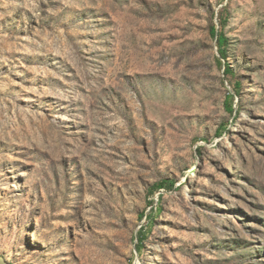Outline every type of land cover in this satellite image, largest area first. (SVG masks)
<instances>
[{"label":"rangeland","instance_id":"374dc122","mask_svg":"<svg viewBox=\"0 0 264 264\" xmlns=\"http://www.w3.org/2000/svg\"><path fill=\"white\" fill-rule=\"evenodd\" d=\"M0 255L264 264V0H0Z\"/></svg>","mask_w":264,"mask_h":264},{"label":"trees","instance_id":"16d2710c","mask_svg":"<svg viewBox=\"0 0 264 264\" xmlns=\"http://www.w3.org/2000/svg\"><path fill=\"white\" fill-rule=\"evenodd\" d=\"M209 33H210L211 37L216 40L217 50H218V53L220 55L219 58L216 59L217 63L224 67L223 73H224L225 76H228V75L233 76V69H232L231 65L228 62H226V60H227V49H226V47L228 45L227 36L223 33L222 30L219 31L214 24H212L210 26ZM222 61H225V63L223 64ZM239 88H240V82L236 81L234 83V85H233L234 94H229L226 97L225 109L230 114H232L234 112V110H235L234 101H235V97H237L239 95V91H238ZM222 130H226L225 125H222L221 127H218L217 134L220 135L222 133ZM173 186H174V181L168 180V179H162L159 182H157V183H155V184H153L151 186L148 198L155 191H158V190H161V189L171 190L173 188ZM148 204L149 205L153 204V201L149 200ZM150 221H151V217H150L149 223H150ZM138 234L139 235H138V243H137V245H138V248H140V246L142 245L144 239L147 237V234H146L145 229H142V228L139 230Z\"/></svg>","mask_w":264,"mask_h":264},{"label":"water","instance_id":"95a60500","mask_svg":"<svg viewBox=\"0 0 264 264\" xmlns=\"http://www.w3.org/2000/svg\"><path fill=\"white\" fill-rule=\"evenodd\" d=\"M0 264H10V263H8V261L6 260L5 257H3L2 255H0Z\"/></svg>","mask_w":264,"mask_h":264},{"label":"bare ground","instance_id":"6f19581e","mask_svg":"<svg viewBox=\"0 0 264 264\" xmlns=\"http://www.w3.org/2000/svg\"><path fill=\"white\" fill-rule=\"evenodd\" d=\"M91 221V220H90Z\"/></svg>","mask_w":264,"mask_h":264}]
</instances>
